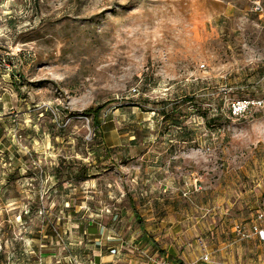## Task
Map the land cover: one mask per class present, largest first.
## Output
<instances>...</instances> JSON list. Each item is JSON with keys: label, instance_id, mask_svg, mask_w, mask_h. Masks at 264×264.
I'll return each mask as SVG.
<instances>
[{"label": "rangeland", "instance_id": "374dc122", "mask_svg": "<svg viewBox=\"0 0 264 264\" xmlns=\"http://www.w3.org/2000/svg\"><path fill=\"white\" fill-rule=\"evenodd\" d=\"M241 100L264 102V0H0V264L263 225L264 103Z\"/></svg>", "mask_w": 264, "mask_h": 264}, {"label": "crops", "instance_id": "0c3cea01", "mask_svg": "<svg viewBox=\"0 0 264 264\" xmlns=\"http://www.w3.org/2000/svg\"><path fill=\"white\" fill-rule=\"evenodd\" d=\"M255 225L253 221L250 224L240 227L243 233L248 235V238L245 239L233 233L230 238L224 237L221 241L217 239L213 244H207L206 242L202 243L201 241L198 243L199 246L192 247L191 244L183 243L184 246L192 247L194 251H198V254H187L188 257L184 256V253L178 256L172 244H163L162 241L160 242L157 238L150 241V243H154L150 254L145 250L139 251L142 243L149 241V236L145 235V233L140 234L136 239L134 238V241L122 243L121 245L124 244L126 246L124 250H126L129 255H120L119 249L117 248L118 244L116 243L117 239L110 238V241L106 244L110 245L108 250L115 249L117 251L116 256H111L108 252H100L99 249L98 253L95 252L94 258L89 264H115L116 262H121V264L127 262L128 264H174L169 262H174L177 257L183 264H203L200 260L203 256L207 255L211 263L206 262L205 264H256V259L258 260V264H264V241L259 240L257 236L252 233V227ZM258 227H262V224ZM233 232H235V229ZM106 244L103 243L102 246H106ZM134 251H137V256L135 257L132 256ZM140 253L143 254V256H141ZM119 257L121 258L119 259ZM178 263H180V261Z\"/></svg>", "mask_w": 264, "mask_h": 264}, {"label": "built area", "instance_id": "2783aa9c", "mask_svg": "<svg viewBox=\"0 0 264 264\" xmlns=\"http://www.w3.org/2000/svg\"><path fill=\"white\" fill-rule=\"evenodd\" d=\"M262 100H241L231 103L229 107V112L233 117H241L248 113L253 108H261L263 105ZM259 220H262L264 222V216L260 215L258 217ZM235 233L242 239L248 238V235L243 233L240 227H235ZM252 233H254L259 240L264 241V224L262 227L253 226L252 227ZM117 251L115 249L109 250V255L116 256ZM204 262H207L208 258L207 256H204L202 258Z\"/></svg>", "mask_w": 264, "mask_h": 264}, {"label": "trees", "instance_id": "16d2710c", "mask_svg": "<svg viewBox=\"0 0 264 264\" xmlns=\"http://www.w3.org/2000/svg\"><path fill=\"white\" fill-rule=\"evenodd\" d=\"M102 108L103 107H98L96 109H89L86 112L81 114V116L91 117V121H92V124L94 125L95 131L98 129V119H99L100 112H101ZM98 134H99V132H98ZM78 173H79L78 180H80L81 182H84L88 179L89 175H88L87 168H85L83 166L78 167Z\"/></svg>", "mask_w": 264, "mask_h": 264}]
</instances>
